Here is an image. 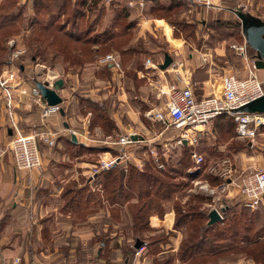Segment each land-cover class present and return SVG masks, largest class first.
<instances>
[{
  "label": "rangeland",
  "instance_id": "obj_1",
  "mask_svg": "<svg viewBox=\"0 0 264 264\" xmlns=\"http://www.w3.org/2000/svg\"><path fill=\"white\" fill-rule=\"evenodd\" d=\"M109 1V3H113L114 0ZM24 2L25 5L22 6V9H25V11L17 22L11 24L12 26L4 27L0 30V47H4V49L0 51V62H3L0 63V72L9 66L10 54L14 49L9 48L7 42L9 39L17 38V46H23L26 50L19 56V60L14 67L19 78L24 80L27 86L31 78L33 79V85L36 81L41 82V79L45 77L46 73L49 75L61 74L59 70L62 72V69L58 68L59 70H57L56 68L63 59H61V56L55 57L52 53L47 54L45 58L38 59L34 58V56H32L33 53L29 52L26 45L28 41L26 36L28 35V31L33 29L32 31L35 32L36 27H38H32L30 25L35 17L34 13H36L35 15H39L40 18H43L42 20L45 21V23L49 20V13L39 7L35 9L33 5L34 0H21L20 3ZM57 2L58 0L55 1V3ZM107 2L108 0H86L85 3H88L87 6L83 5L84 7H81L79 5L80 0H68L64 16L60 17L57 22L56 20L53 21V24L61 23L65 28H69L68 30H72L71 24L74 22L86 28L94 25L97 22L95 18L100 16L96 24H102L104 26L107 24L106 22L104 23V20L107 18H105L107 15L105 11L107 9ZM212 3L215 7L205 8L192 3L190 0L147 1L148 5L145 6L143 14L147 18H152L154 25L148 30L140 33V31L135 28L131 30L123 29L122 25L124 22L117 21L116 24L120 30L116 32V36L113 38L112 42L107 40L106 45H98L100 46L99 54L105 52V54L103 53L101 56L108 53H112L116 57L117 54L119 55L117 59L121 65L120 70L115 71L116 73L117 71L122 73L121 71L126 70L125 64L131 60L134 62V65L143 61L145 66V60L149 58L156 65V67H149V72L154 77L155 73H153V71L155 69H160L158 65L163 62V55L164 53H168L173 58L175 57L177 59L176 61H189L190 54H192L194 56L193 60L196 62L193 63L192 66L195 69L198 64L204 62L203 60L201 61V59L203 56H206L209 58L207 62L210 64L212 61L213 67L217 69L212 74L231 71L237 74L238 71L240 73L239 75L245 76L246 70L243 69V62L230 47L233 43L244 44L246 42L242 34L241 26L238 23L239 20L232 10L241 9L243 12H248L264 21V0H212ZM1 4L3 5L4 1L0 3L2 7ZM76 6L81 8L80 12L75 15L77 22L75 19L72 21L73 17L71 16L72 10ZM10 8L11 6L5 8V11H8ZM14 8L17 7L15 6ZM52 8L53 5H49V9ZM69 17H71V20ZM133 23H135V21ZM53 27L56 28L55 25ZM93 31V29H90V35L99 33V31ZM55 32V29H53L50 33L45 34L53 35ZM108 36L109 35H107V37ZM100 39H102L101 36ZM59 42H65V39H60ZM122 47L130 48V50L132 48V50L127 55L123 56V52L120 51ZM79 48L83 50L84 53H87L90 48L94 50L90 43H85ZM246 49L248 55L250 57L253 56L252 49L248 44ZM175 51H177V53H175ZM51 56H53V61L51 60ZM101 56H93L91 59L86 57L88 59L86 61V63H88L86 67H91L92 70L97 71L99 69H96V67L101 69L106 68L107 63L104 65L98 64V58ZM36 64H44L49 68L48 70L52 72H46V69ZM67 67L66 65L65 71L63 72L65 74L70 72ZM184 67H182L183 70H179V73H177V76L180 78L184 74L183 71L190 68V65H185ZM169 68H171V66H168L162 71H166ZM111 69L113 68L110 67L109 71L107 69V78L111 77ZM73 70L82 72L84 67L80 69L75 68ZM204 70L205 74L208 75L206 69L201 68H197L193 73H196L195 76H204ZM87 72L88 70L85 71V73ZM160 72L161 71H158L159 74H161ZM257 74L261 80H264V70L258 69ZM156 77L157 76L154 78ZM58 79L60 78L56 80ZM89 81V79L70 81L67 78L68 86L73 84L75 90L76 88H87L84 86L85 83H89ZM151 83V80L147 79L140 82L135 81L134 84L129 79L123 81V87L128 86L133 92L131 93V99L134 95L139 97L138 95L142 94L141 92L144 91L145 94L149 92L150 100V103H146V108L144 110L137 103L139 113H137L138 119L136 121L128 119L127 123H125V119L123 120V124L130 125L127 131H120V127L115 123L116 121L111 119V113L107 112L106 109L107 119L109 118L110 121L108 120L107 133H105L102 131L103 129H101L99 123H92V111L86 109L87 107H82L83 116L81 118H83V122L75 118H68L69 122L65 121L67 128H64L62 131L69 135V130H75L77 132L76 140L78 143L93 144L95 147H100L105 144L104 142H107V140L116 142L121 135L131 131L135 132L138 136H142L137 142L126 145V152L129 157L124 162L117 164L114 169L122 171L125 177L128 176L129 170L131 169L139 172H154V174H157L161 179L179 184V187L170 195V198L168 197L167 200H162L161 207L163 210L161 213L157 211L152 212L147 218L150 227L151 222L153 224L158 222L156 217L163 219L169 212H173L174 219H176L179 212L178 210L182 212L186 210L187 212L189 206L193 205L195 206L193 207L195 212H204L207 217L208 212L211 209H215L213 208L215 206L217 208L220 207V211L221 209L225 210L227 208L224 215L225 218L212 224L213 227L206 231V236H218L217 231L222 232V230H224L222 236H230L229 234L232 232L238 233V236H254L256 229L264 222V196L259 206L255 209H251L243 203L242 197L237 193L234 186H229V189L225 192L215 190L214 193L199 189V186L206 185L208 188L214 189L224 182V177L214 175L208 168L216 161L225 158L223 155L227 152L230 157L227 162V164L231 166L230 178L238 179L240 175H243L251 169H263L264 129H262V133L258 134L255 142L252 144L248 140H238L235 138V123L230 115L215 117L205 127L206 132L197 146L198 152H200L204 158L203 163L200 165V168H198L194 165L190 156V146L176 144L175 137L178 131L172 126L166 127L164 121H155L146 116L147 112L151 109H161L167 99V95L165 94L157 97L154 94V91H157V89H155L153 85L158 84L154 83L151 85ZM27 87L29 88L30 86ZM163 89L165 92H168L167 87ZM71 91L72 90H69V92ZM108 101L110 100L108 99ZM134 101L139 102L138 100ZM66 105L68 107V113L73 112L72 106L77 109V104L72 103V101ZM63 108H65L64 104ZM163 116L166 120L164 112ZM117 122L119 123L118 120ZM110 126H115L116 129L111 130ZM60 128H62L61 125ZM11 134H6L7 142L11 139ZM71 136L72 135H70V137ZM41 145L43 147V144ZM110 146V148L98 152L87 150L89 146H83V148L79 149L69 146L68 150L71 151V156L69 158L63 160L56 159V161L52 159L48 162L47 166L53 171V173L52 171L51 173L53 174V179L56 181L54 187L57 190L59 189L60 197L69 187L72 188L75 186H80V188L83 186L86 187L87 191L95 193L96 197L88 199L85 195L87 191H85V193L83 191L80 196V205H73L72 203L67 208L65 205L67 201L72 200L71 195H66L62 198V201L58 198V205L55 204V199L49 202L47 215L51 217L49 216L48 219H53L54 222V219H56L55 215H57L58 220L56 219V222H59L54 225L55 227H53L52 230L63 226L57 232V234L62 233L63 235L41 236V241L48 243V246L42 242H40L39 245V242L33 236L31 239L32 244L34 243L32 247L35 248L33 252L39 254L41 251L40 249H43V253H48L49 256L48 259H45L43 256L39 257L34 254L36 255V259H33L34 261L32 262L30 261L29 264H152L154 258L163 259L166 257L167 254L161 256L158 249L152 248V243L154 238L158 236H163L165 240H168L170 237H175L174 231L168 230L164 227L165 225L162 226V229L153 227L151 229L147 227V229H142V232H135L132 228L128 211L130 205L136 201L137 194L143 191L142 188L137 187L135 184L131 186V190L126 193V195H128L127 198H124L125 200L120 199L119 202L112 203L110 200V196L112 195L109 193L110 187H107V182L105 185L106 187L100 184V176L102 172L105 171L101 169L102 161L116 157V150L121 147L120 145ZM50 151L53 152V149ZM75 151L79 152V156H74L73 152ZM185 154L186 156H184ZM76 157L82 158V161H80L81 159L77 161ZM185 157L186 164L181 163L180 165L179 161ZM167 165L169 166L167 167ZM170 167L171 169L175 167L177 170L175 171L172 169V171H170L171 173L167 172V169ZM82 168H84L85 171H83ZM108 170H111V168L107 169V171ZM159 171L168 173L170 178H167ZM173 171L176 172V174ZM95 172L97 175L94 179H91L93 177L92 175L96 174ZM87 181H90L89 183L92 182V184L89 185ZM115 186H117V184L113 185V187ZM152 190H155V186H153ZM150 196H152V193ZM199 196L204 199L198 201L197 198ZM145 199L146 197H143V200ZM56 206L57 209H55ZM176 208H178V210H176L177 212L175 211ZM221 212L223 213L224 211ZM166 217L168 218L169 216ZM193 220H195L193 221L195 224L202 225L203 227L206 226L208 222V220H205V216L201 219L195 217ZM232 220L234 222H232ZM250 221L254 224L247 229L246 232L243 226ZM172 229L181 233V239L189 233V225H185V227L179 230L174 229V221ZM205 230L202 228L198 233L196 229L194 233L200 236L204 234ZM53 233L55 234L56 232ZM136 238L145 241V245L142 246L143 248L139 251V254H136V249H134ZM161 245L162 249H164L168 244ZM55 248H57L56 251L54 250ZM199 262H201V264H259L252 259L246 258V256L238 250L229 251L227 253L219 252L215 255L205 254L201 256V258H196L194 262L188 264H199ZM172 264L183 263L179 261L178 256L174 255Z\"/></svg>",
  "mask_w": 264,
  "mask_h": 264
},
{
  "label": "crops",
  "instance_id": "obj_2",
  "mask_svg": "<svg viewBox=\"0 0 264 264\" xmlns=\"http://www.w3.org/2000/svg\"><path fill=\"white\" fill-rule=\"evenodd\" d=\"M128 1L129 0H114L113 3H109L110 1L107 2V9L105 10L107 12L105 18H107L106 20H104V23L106 22L107 24L103 26L102 24H96V22L94 25L88 26L87 28L91 30L93 29L95 32L106 30L110 32H118L120 28L117 27V21L124 22V24L122 25L123 29L131 30L132 28H135L140 31V33L152 27L154 25L152 21L153 19L147 18L143 14L145 6L148 5L147 1L151 2L152 0H144V6L142 8L138 7L137 5L135 7H129L127 4ZM20 2L21 0L17 1V4L19 3L17 8H22V6L25 5V2ZM87 4L88 3H84L85 6H87ZM23 11H25V9H23ZM134 21L135 23H133ZM93 48H96V46H93ZM175 53H177V51H175ZM118 56L119 55L117 54V57ZM189 58V61H181L183 63L182 67H184L185 65H190V68L183 71L184 74L181 78L177 76V73H179V70H183L182 67H179L174 71L170 69H167L166 71L155 69L153 73H155L154 77H157L154 78L149 72V67L144 66L145 71H143L137 69V67H135L134 65L132 66V63L130 62L125 66L126 70L121 71L122 73H119L118 71L116 73L115 69H111V77L107 78V75L99 76L97 74V70H92L91 67L89 68L88 66L86 67L88 63L85 65L82 72H77L73 70L75 69V67L68 65L67 62L64 63L63 61H61L59 63L60 65H56V69H62V72H60L59 70V73L62 74H59V78L63 80V85L57 92L60 94L63 100V102L61 103V107L64 114L59 113L57 115L48 117L46 120V124L42 126L38 109L35 106H30L27 102L26 97H24L21 104H19L15 108L18 119L20 121V127L24 133H29L35 127L53 130H62L64 128L66 129L67 127L65 121L69 122L68 118H75L78 121L83 122V118H81L83 116V110L80 108L79 99L89 98L90 100L103 103L105 105V109H107V112L111 113V119L113 121H116L115 123H117L120 127V131H127L129 129L128 126L130 125L123 124V120L125 119V123H127L128 119H130L131 121H136L138 119L137 113H139V107L137 106V103L144 110L146 108V103H150V100L148 94L149 92L145 94L144 91L141 92L142 94L138 95L139 97L134 95L131 99V93L133 92L128 88V86L123 87V81H125L126 79L132 81L133 84L135 81L140 82L145 79L151 80V85L157 83L158 85H153V87L157 89V91L155 90L156 92L154 91V94L157 97L158 91L164 90V87L168 88L171 85L182 87L186 84H189L193 88L197 97L208 96L212 93L217 94L222 85L224 73L219 72V74H212L217 69L213 67L212 61L210 62V64L207 62L209 61V58H207L205 62H201L200 64H198L196 69H206L208 75L205 74L204 70V76H195L196 73L193 72L196 69L192 66L193 63H196L193 60L194 56L190 54ZM173 59L177 60L175 57ZM66 65L68 66L67 69H69L70 72L65 74L63 72L65 71ZM96 69L101 68L96 67ZM86 70H88L87 73H85ZM156 70L161 71V74H159ZM129 71H133V73L129 75ZM67 78L70 81H79L83 79H89L90 81L89 83H85L84 87L87 88H76L75 90L73 84L70 85L71 88L70 86H68ZM32 83L33 79L31 78L28 81L27 86H31ZM149 89L151 90L150 87ZM69 90L72 91L69 92ZM108 99L110 101H108ZM134 100H138L139 102ZM71 101L72 103L77 104V109L76 107L72 106L73 112L68 113V107L66 104L70 103ZM63 104L65 108H63ZM117 120L119 121V123L117 122ZM60 125L62 126V128H60ZM7 128L8 127L6 126L4 103L0 96V264H29L30 261L32 262L34 261L33 259H36V255L39 257L43 256L45 257V259H48L49 256L48 253H43V249H40L41 251L39 252V254H37V252H33V250L35 249L34 247H32L34 243L32 244L31 241L33 236L39 242V245L40 242H42L43 244L48 246V243H44L43 241H41V236L63 235L62 233L57 234L59 229L63 226H60L59 228L56 226L57 228L52 230L53 227H55L54 225L59 223L56 222L57 215H55L56 219H54V222L53 219L49 220L48 218L50 215H47L49 202H52V200L55 199L54 202L58 205L57 199L60 198V200L62 201V198L59 196V189L57 190L54 187L56 181L53 179V171L48 168L47 164L52 159L56 161V159L63 160L70 157V151L68 150V147L66 145V140L69 138L71 139V137L64 131H61L59 133V137L57 138V143L53 148H48L44 145L43 147L42 145L40 146L43 161L41 169L31 171L18 170L14 167L12 153L8 149V142L6 139L8 130ZM101 146H104V144ZM89 147L95 146H93V144H90ZM51 149H53V152L50 151ZM227 153H223L225 158H230ZM76 158L77 161L79 159H81L80 161H82V158ZM82 169L83 171H85L84 168ZM89 182L90 181H87L89 185L92 184V182ZM55 209H57V206L55 207ZM166 216L169 217L167 218ZM166 216L163 219L156 217L158 222H155V224L151 222V227L153 228L162 229V226L165 225V228L175 232V237L169 238L170 244H168L164 248V250L160 252V254H164L166 252H176L181 240V233L177 230L172 229L174 221L173 212L167 213ZM53 232L56 233L54 234ZM54 250L56 251L57 248H55Z\"/></svg>",
  "mask_w": 264,
  "mask_h": 264
},
{
  "label": "built area",
  "instance_id": "obj_3",
  "mask_svg": "<svg viewBox=\"0 0 264 264\" xmlns=\"http://www.w3.org/2000/svg\"><path fill=\"white\" fill-rule=\"evenodd\" d=\"M190 1L205 8L215 7L212 0ZM127 4L129 7H135L137 5L142 8L144 6V0H129ZM16 39L12 38L7 42L9 48L14 49L10 54L9 66L0 72V96L4 103L6 126L10 128L12 133L7 145L12 153L14 167L18 170L31 171L41 169L42 153L40 151V145L43 144L50 148L54 147L59 133L63 129L53 130L35 127L31 132L24 133L20 127V121L15 108L26 97L28 104L38 109L42 122L41 125L44 126L48 117L60 113L63 100L60 104L49 105L35 83L28 88L25 85V81L19 78L14 65L26 49L23 46L18 47ZM230 47L243 62V69L246 70L245 76L239 75V72L237 74L234 72H225L219 93H212L200 98L196 97L193 88L189 84L182 87L171 85L168 87V92L164 90L158 91V97L164 94L167 95L164 106L161 109H151L146 114L150 119L164 121L166 127L172 126L178 131L175 137L176 144L190 146V156L194 165L198 168H200L204 158L198 152L197 146L206 132L205 127L215 117L230 115L235 123V138L238 140H248L252 144L255 142L258 134H261L262 129H264V113H248L240 110L241 107L264 95V80L259 78L257 74L258 69L255 67L256 56L250 57L248 55L246 49L247 42L244 44L233 43ZM202 60L205 62L207 57L203 56ZM106 63L111 68L120 70L121 64L114 54L108 53L98 58L99 65ZM36 65L46 69V72H52L44 64ZM145 66L156 67L149 58L145 60ZM170 66L171 68L169 69L174 71L182 67L183 63L173 59ZM57 78H59V74L49 75L46 73L45 77L41 79V82H46L48 87L53 88V84ZM163 112L165 113L166 120L164 119ZM69 132V135L77 136L75 130H69ZM141 138V136L131 131L121 135L116 142H110L108 140L104 142L107 148H110V145H120L121 147L116 150V157L102 161L101 169L107 170L113 168L120 162L127 160L129 156L126 152V145L137 142ZM82 144L84 146L90 145ZM227 162V157L222 158V160L216 161L208 168L214 175L224 177L225 180L223 183L214 189H210L206 185L199 186V189L214 193L215 190L225 192L229 189V186H234L246 206L251 209L257 208L264 196V168L248 170L243 175H240L238 179H233L230 178L231 166ZM96 175L97 173L92 175L93 177L91 179H94ZM213 208L219 212L223 219V214L219 210L220 207L217 208L214 206ZM142 248L141 246L136 249V254H139Z\"/></svg>",
  "mask_w": 264,
  "mask_h": 264
},
{
  "label": "trees",
  "instance_id": "obj_4",
  "mask_svg": "<svg viewBox=\"0 0 264 264\" xmlns=\"http://www.w3.org/2000/svg\"><path fill=\"white\" fill-rule=\"evenodd\" d=\"M3 1L4 4H1L2 7L0 6V30H2L4 27L12 26L11 24L17 22V20L24 12L22 8H14L15 6L17 7L18 0H0V3H3ZM55 1L57 0H34V8L37 9V7H39L47 11L49 13V20L47 21V23H45V21L42 20L43 18H40L39 15H35L36 13H34L35 17L33 18V21L30 25L32 27H38H36L35 32L32 31L33 29L31 31H28V35L26 36V38H28L26 45L29 52L33 53L32 56H34V58L41 59L45 58L47 54L52 53L55 57L61 56V59H63L64 62H67L68 65L80 69L85 67V65L87 64L86 61L88 59H91V57L101 56L103 55V53L105 54V52L99 54L100 46L106 45L107 40H109V42H112L113 38L116 36V32H110L106 30L101 31L98 34L96 33L90 35L89 28H85V26L81 27L80 24H75L74 22H72L71 24L72 30H68L69 28H65V26L61 23L53 24V21L56 20L57 22L60 17L64 16L68 3V0H58L57 3H55ZM85 2L86 0H81L79 5L83 7ZM49 5H53V8L49 9ZM10 6L11 8L8 11H5V8ZM80 9L81 8L77 6L74 7L71 13V16L73 17L72 21H74V19L76 21L75 15L80 12ZM69 19L71 20V17H69ZM99 19L100 16H97L95 18V21L98 22ZM54 25L56 26V28L53 27ZM53 29H55L56 31L53 35L45 34L50 33ZM107 35L109 36L107 37ZM100 36L102 37V39H100ZM60 39H65V42L60 43ZM85 43H90L92 44V46L96 45V48H93L94 50L90 48L87 53H84V51L79 47ZM2 49H4L3 46L2 48L0 47V51H2ZM131 50L130 48H120V51L123 52V56L127 55ZM252 53L253 56H255L256 52L253 49ZM86 57L89 58L87 59ZM51 58V60L53 61V56H51ZM130 62H127L125 66ZM131 63L134 65L133 61ZM135 65L134 66L137 67V69L145 71L143 61L138 62ZM107 69L108 71L110 70V67L108 65L106 66V68L99 69L97 74L99 76H106ZM128 73L130 75L133 72L129 71ZM79 103L81 109H83L82 107H87L86 109L92 111V123H99L101 129H103L102 131L107 133V124L110 120L109 118L107 119L105 105L101 102L90 100L89 98H80ZM110 127L111 130L116 129L115 126V128L113 126ZM66 145L67 147H77V149L83 148L84 146L83 144L73 143L70 138L66 140ZM105 149H107L105 145L100 147L87 148V150L93 152L103 151ZM73 153L74 156H79L78 151H75ZM184 156H186V154ZM181 163L186 164V157L182 158L179 161L180 165ZM168 166L169 165H167V167ZM114 167L111 168V170H105L104 172H102L100 176L101 182L99 180L101 185L103 184L105 186L107 182V187H110L109 193L112 195L110 196L111 202L117 203V201L119 202L120 199L125 200L124 198H127L128 195H126V193L131 190V186L136 184L137 187H141L144 192H139L137 194L138 196L136 198V201L129 207L128 212L131 218V225L135 232H142V229H147V227L152 229V227L149 226V221L147 220V218L152 212L157 211L158 213H161V211L163 210V208L161 207L162 200H167L168 197L170 198V195L177 190L176 188L179 187V184L161 179L157 174H154V172H139L132 169L129 170L128 176L125 177L122 171H118L114 169ZM172 169L175 171L177 170V168L175 167H173ZM172 169L170 167L169 169H167V172L172 171ZM159 172L165 175L167 178H170V176H168V173H164L161 171ZM174 173L176 174V172ZM114 184H117V186L113 187ZM153 186H155L154 191L152 190ZM83 191L84 193L85 191H87L86 187L83 186L80 188V186H75L72 188L69 187L65 192H63L61 194V198H64L66 195H71L72 199L66 202L65 207L67 208L72 203L73 205H80V196ZM151 193L152 196H150ZM85 195L88 199L91 197H96L95 193L88 191ZM143 197H146V199L143 200ZM203 199L204 198L200 196L197 198L198 201H202ZM193 207L195 206H189V210H187V212L186 210L182 212L178 210V208L175 209V211L178 210L179 212L176 219H174V229L179 230L182 229V227H185V225H189V233L187 236L180 240L176 252H166L164 253L167 254L165 258H154L152 264H172L174 255L178 256L179 261L183 264H188L194 262L196 258H201V256L205 254L215 255L219 252L227 253L229 251L232 252L235 250H238L240 253L245 255L246 258L252 259L256 263L264 264V222L259 226V228L256 229V231L254 232V236H238V233L236 232H232L231 234H229L230 236H222V232L224 230H222V232L217 231L218 236H206V231L212 228L213 225L211 224L210 226L206 224V226L203 227L202 225L200 226L199 224H195L193 222L195 221L193 220V218L195 217L197 219H201L203 216H205L206 221L208 220V218L206 217V214H204V212H195ZM226 210L227 208L222 213L223 218H225L224 215ZM232 222L234 221L232 220ZM253 224L254 223H251V221L249 223H245V225L243 226L244 230H246L247 232V229L252 227ZM202 228H204V230L206 229L204 234L199 236L198 234L196 235V233H194L196 229L199 233ZM161 244H170V240H165L163 236L155 237L152 243V248H156L159 250V252H161L162 250H164L162 249ZM164 254H161V256ZM199 264H201V262H199Z\"/></svg>",
  "mask_w": 264,
  "mask_h": 264
},
{
  "label": "water",
  "instance_id": "obj_5",
  "mask_svg": "<svg viewBox=\"0 0 264 264\" xmlns=\"http://www.w3.org/2000/svg\"><path fill=\"white\" fill-rule=\"evenodd\" d=\"M232 12L239 20L238 23L241 26L245 41L256 52L255 67L259 70H264V21L248 12H243L241 9H233ZM163 56V62L158 65L161 70H165L173 62V58L170 54L164 53ZM35 84L49 105L60 104L62 102V98L57 92L63 85L62 79L56 80L53 84V88L48 87L46 82L36 81ZM240 110L248 113H264V95L241 107ZM60 113L64 114L62 109ZM7 133L11 134V130L8 129ZM71 141L77 143L74 135L71 136ZM221 211H223V209H221ZM207 217L208 225L214 224L222 219L216 209H211ZM143 245H145V241L136 238L134 248L138 249Z\"/></svg>",
  "mask_w": 264,
  "mask_h": 264
},
{
  "label": "bare ground",
  "instance_id": "obj_6",
  "mask_svg": "<svg viewBox=\"0 0 264 264\" xmlns=\"http://www.w3.org/2000/svg\"><path fill=\"white\" fill-rule=\"evenodd\" d=\"M263 120H264V118H263Z\"/></svg>",
  "mask_w": 264,
  "mask_h": 264
}]
</instances>
